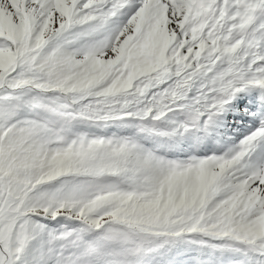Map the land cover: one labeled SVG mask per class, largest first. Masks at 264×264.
I'll return each instance as SVG.
<instances>
[{"label": "snow or ice", "instance_id": "snow-or-ice-1", "mask_svg": "<svg viewBox=\"0 0 264 264\" xmlns=\"http://www.w3.org/2000/svg\"><path fill=\"white\" fill-rule=\"evenodd\" d=\"M0 264H264V0H0Z\"/></svg>", "mask_w": 264, "mask_h": 264}]
</instances>
